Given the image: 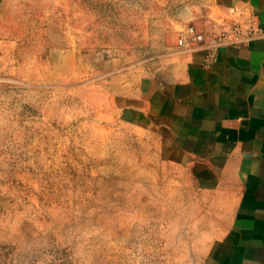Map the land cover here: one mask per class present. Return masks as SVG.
Masks as SVG:
<instances>
[{"label": "rangeland", "instance_id": "rangeland-1", "mask_svg": "<svg viewBox=\"0 0 264 264\" xmlns=\"http://www.w3.org/2000/svg\"><path fill=\"white\" fill-rule=\"evenodd\" d=\"M85 1L0 10V264H198L190 182L156 136L102 109ZM83 43L79 72L68 49Z\"/></svg>", "mask_w": 264, "mask_h": 264}, {"label": "crops", "instance_id": "crops-1", "mask_svg": "<svg viewBox=\"0 0 264 264\" xmlns=\"http://www.w3.org/2000/svg\"><path fill=\"white\" fill-rule=\"evenodd\" d=\"M84 5L102 109L156 136L199 201L198 264H264V0ZM85 46L68 49L79 72Z\"/></svg>", "mask_w": 264, "mask_h": 264}, {"label": "built area", "instance_id": "built-area-1", "mask_svg": "<svg viewBox=\"0 0 264 264\" xmlns=\"http://www.w3.org/2000/svg\"><path fill=\"white\" fill-rule=\"evenodd\" d=\"M188 32L193 34L196 37V39L202 38V34L197 32L196 29L192 25L188 26ZM178 43L183 44V38L182 37L178 38Z\"/></svg>", "mask_w": 264, "mask_h": 264}]
</instances>
